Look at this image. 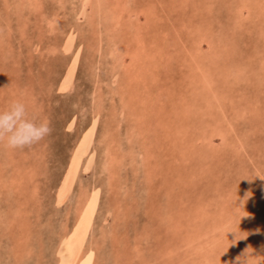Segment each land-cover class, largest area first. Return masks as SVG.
<instances>
[{"label": "rangeland", "instance_id": "rangeland-1", "mask_svg": "<svg viewBox=\"0 0 264 264\" xmlns=\"http://www.w3.org/2000/svg\"><path fill=\"white\" fill-rule=\"evenodd\" d=\"M14 100L0 264H264V0H0Z\"/></svg>", "mask_w": 264, "mask_h": 264}, {"label": "clouds", "instance_id": "clouds-1", "mask_svg": "<svg viewBox=\"0 0 264 264\" xmlns=\"http://www.w3.org/2000/svg\"><path fill=\"white\" fill-rule=\"evenodd\" d=\"M50 122L29 117L28 106L14 100L7 110L0 111V145L9 150H24L51 134Z\"/></svg>", "mask_w": 264, "mask_h": 264}, {"label": "bare ground", "instance_id": "bare-ground-1", "mask_svg": "<svg viewBox=\"0 0 264 264\" xmlns=\"http://www.w3.org/2000/svg\"><path fill=\"white\" fill-rule=\"evenodd\" d=\"M70 184V183H69ZM69 184H67V185H69ZM67 189V188H66ZM66 191V190H65ZM67 192V191H66ZM67 194V193H66ZM74 255V254H73ZM73 263H74V261H73ZM72 263V261L70 262V263H66V264H73Z\"/></svg>", "mask_w": 264, "mask_h": 264}]
</instances>
